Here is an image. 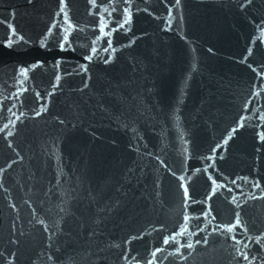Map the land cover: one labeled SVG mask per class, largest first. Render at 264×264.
Segmentation results:
<instances>
[{
	"label": "water",
	"instance_id": "obj_1",
	"mask_svg": "<svg viewBox=\"0 0 264 264\" xmlns=\"http://www.w3.org/2000/svg\"><path fill=\"white\" fill-rule=\"evenodd\" d=\"M243 3L129 0L102 34L89 0H0V264H264V0Z\"/></svg>",
	"mask_w": 264,
	"mask_h": 264
},
{
	"label": "snow or ice",
	"instance_id": "obj_2",
	"mask_svg": "<svg viewBox=\"0 0 264 264\" xmlns=\"http://www.w3.org/2000/svg\"><path fill=\"white\" fill-rule=\"evenodd\" d=\"M176 4L178 5L180 3V0H175ZM251 3V0H244V3L241 4V7H245L247 4H250ZM59 4H60V12H64V9L66 7V0H59ZM89 4L92 6L93 9H100V11L96 12L95 15H97L99 17V20H100V24H99V29H100V32L102 34H104V29L108 27V24H105L104 23V20H105V15H107L108 17H112V15L114 13H118L121 11V6L122 4L123 5H127V6H124L122 8V22H117L116 23V28L112 29L113 31H116L118 29H122L124 28V26L126 24L129 23L130 19H131V11H130V5H129V0H89ZM69 26L71 27V24H69ZM49 32L52 31L51 28H49L48 30ZM99 38V37H98ZM68 41V36L65 35L63 37V39L60 41L59 43V47L61 48V50H64L65 48V43ZM92 51L95 52L96 51V48L93 47L92 48ZM105 51H107V49H105ZM251 51V50H249ZM86 60L87 59H90V57L86 56L84 57ZM40 62L37 61V64H39ZM59 63V62H57ZM105 63H108V60L106 59L105 60ZM25 72L27 71V69L24 70ZM57 79H59V76L57 77ZM53 87H55V85H53ZM40 113H36V115H39ZM9 123H11V121H9ZM8 127V125H4V129H6ZM3 129H0V131H2ZM237 131V129L233 128L232 129V132L235 133ZM10 134V133H9ZM260 139L262 141H264V136H261ZM217 147H219V145H217ZM4 169H0V172H3ZM199 171V170H197ZM209 179H211V177H209ZM233 183H235V181H233ZM213 184H215V181H213ZM254 187L256 188H259L260 185L258 183H255L253 185ZM0 187H2V185H0ZM181 187H184L183 185H181ZM214 194V191L213 193ZM184 197H185V201L187 202L188 199H189V194H188V191L187 189L185 188L184 190ZM207 211H205L204 213H202V215H207ZM191 219H193V217H190L188 215H185L183 217V220L185 222H188L190 221ZM240 224V221L237 219L235 221L234 224H228L227 226H224V225H221L220 227H226V230L228 232H232L234 230V228L236 226H238ZM185 230H187V224L185 225ZM217 229H214V231H216ZM180 235H183V232H180L179 233ZM177 233L174 232L172 234L171 237H165L164 240H163V243L164 244H169L170 242V239L171 240H175V237H176ZM262 238H264V233H261L260 235H258L256 237L257 241L259 242ZM207 241H205L206 243ZM184 245H181V247H183ZM188 248H191L192 247V244H187L186 245ZM177 251H179V248L176 249ZM161 249L160 248H157L153 253H152V256H155L156 253L160 252ZM244 259H247V256L244 257ZM147 264H152V261L149 260L147 261Z\"/></svg>",
	"mask_w": 264,
	"mask_h": 264
}]
</instances>
